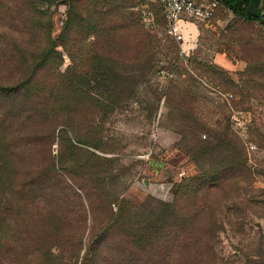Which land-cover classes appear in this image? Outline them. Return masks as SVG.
Instances as JSON below:
<instances>
[{
	"label": "trees",
	"instance_id": "obj_1",
	"mask_svg": "<svg viewBox=\"0 0 264 264\" xmlns=\"http://www.w3.org/2000/svg\"><path fill=\"white\" fill-rule=\"evenodd\" d=\"M55 1L0 0V264H264V189L254 187L257 174L246 145L232 133L229 116L215 129L202 124L187 93L180 95L179 110L189 119L186 132L210 135L202 140L192 131L191 147L182 148L199 174L175 186L173 203L149 199L137 206L114 190L113 160L83 148L100 149L85 138L84 104L93 113L101 109L97 118L107 115L116 93L114 69L124 59L104 39L105 14L88 11L84 0H68L61 45L67 49L63 39L80 30L95 42L87 59L78 62L71 55L75 67L61 72L63 54L51 37V16L38 6ZM252 2L221 0L217 13L229 12L264 31V13L251 12ZM102 38L104 45L97 43ZM224 76L217 86H237ZM252 83L257 82L246 83L247 95L256 89ZM256 134L264 143V134ZM57 139L69 150L64 159L61 154L60 167ZM224 235L233 240L228 257Z\"/></svg>",
	"mask_w": 264,
	"mask_h": 264
},
{
	"label": "rangeland",
	"instance_id": "obj_2",
	"mask_svg": "<svg viewBox=\"0 0 264 264\" xmlns=\"http://www.w3.org/2000/svg\"><path fill=\"white\" fill-rule=\"evenodd\" d=\"M69 2L38 3L51 16V37L63 54L61 72L75 67L71 55L78 62L81 56L87 59L91 42H95H88L80 30L79 35L73 33L63 39L68 50L61 45L59 38L70 17ZM84 4L88 11L94 9L105 14L104 39L119 47L124 59L114 69L115 83L111 89L116 93L110 100L113 105L107 115L97 118L101 109L93 113L90 103L84 104L85 138L100 149L83 148L113 160L114 190L137 206L149 199L173 203L175 186L199 174L197 164L182 148L191 147L192 131L197 137L201 133L202 140H206L205 135L209 139L210 135L193 128L190 134L186 132L189 119L179 111L184 100L180 95L184 93L192 96L193 101H189L195 104V115L208 128L215 129L218 121L224 123V116L230 117L232 133L244 141L249 164L257 174L254 187L264 189V175H259L264 172V143L261 145L256 136L258 131L264 134V31L261 27L220 11L211 21L183 24L181 29L187 40L181 44L169 34L163 9L155 2L84 0ZM46 21L43 19L45 24ZM79 27L72 22V28ZM37 41L40 45L41 40ZM99 41L104 45L103 38ZM183 49L186 55L182 54ZM138 57L142 61L135 64ZM203 66L209 69L207 74L202 73ZM247 71L258 78H249ZM224 75L238 87L217 86ZM249 80L257 83H252L256 89L249 88L247 95ZM175 88L181 93L173 96ZM62 146L57 139L54 155L59 167L61 154L64 159L69 152L68 146ZM68 183L73 185L70 180ZM51 204L56 208L55 203ZM93 221L90 217L89 231ZM223 238L228 257L233 253L230 246L233 240L228 235Z\"/></svg>",
	"mask_w": 264,
	"mask_h": 264
},
{
	"label": "built area",
	"instance_id": "obj_3",
	"mask_svg": "<svg viewBox=\"0 0 264 264\" xmlns=\"http://www.w3.org/2000/svg\"><path fill=\"white\" fill-rule=\"evenodd\" d=\"M161 5L165 20L168 24L169 34L179 43L186 42V35L181 27L183 24L193 22L211 21L218 15L221 0H147ZM186 50L182 54L186 55ZM232 97V95H231Z\"/></svg>",
	"mask_w": 264,
	"mask_h": 264
},
{
	"label": "crops",
	"instance_id": "obj_4",
	"mask_svg": "<svg viewBox=\"0 0 264 264\" xmlns=\"http://www.w3.org/2000/svg\"><path fill=\"white\" fill-rule=\"evenodd\" d=\"M249 9L256 14L264 13V0H253Z\"/></svg>",
	"mask_w": 264,
	"mask_h": 264
}]
</instances>
